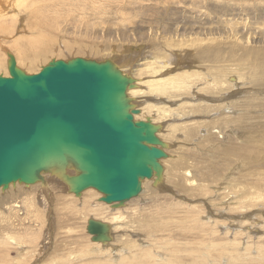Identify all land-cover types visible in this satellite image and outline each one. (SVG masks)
Instances as JSON below:
<instances>
[{"label": "rangeland", "instance_id": "rangeland-1", "mask_svg": "<svg viewBox=\"0 0 264 264\" xmlns=\"http://www.w3.org/2000/svg\"><path fill=\"white\" fill-rule=\"evenodd\" d=\"M9 1L20 12V19L12 4L0 0L3 10L16 14L5 19L10 31L16 29V33L0 32V75L10 76V55L22 57L18 67L30 74L52 60L82 57L121 61L123 69L130 72L127 74H136L144 82L149 77L137 75V64L142 67L161 42L163 46L170 42L175 45L192 35L211 38L216 47L212 53L223 60H233L232 68L225 70L228 74L224 71L226 75L222 73V77L227 79L232 74L234 79L228 78L234 87L200 93L195 89L188 100L177 101L186 102L185 106L174 109L176 105H171L174 114L170 112L160 120L144 119L157 124L156 133L163 143L159 147L168 156L160 160L162 174L154 175L153 181H144L141 193L123 206L101 201L103 194L94 188L76 196L53 172L43 173L44 182L17 183L0 189V264H259L258 252L264 245V0H63L60 4L61 0ZM191 2L194 6L187 5ZM87 5L91 9L84 10ZM97 6L106 8L107 16H94ZM34 7L41 9L43 18L49 17L46 9H53L51 19L57 22L49 37L44 34L41 46L48 51L38 58H34L38 54L35 49L41 50V46L35 40L40 36L34 34L35 45L28 42L33 40ZM119 8L126 10L124 14ZM104 24L120 29L136 25L141 31L135 32L134 43L127 40L123 44L125 38L119 40V35L100 39L97 44L101 42V46L96 45L92 36H85L86 30L94 31ZM23 34H28L27 40L18 41ZM27 46L32 48L31 53L22 54L21 49ZM194 52L186 51V57L180 59L176 56L181 54L173 52L176 62L172 70L188 63L197 68ZM255 62L258 67L253 66ZM208 64L217 75L221 73L217 67L230 65ZM241 70L248 80L238 79ZM152 97L138 99L147 98L141 105L164 100ZM72 171L68 169L66 173ZM115 216L120 218L112 220ZM90 218L109 221L110 242L97 244L91 240L86 229ZM246 236L261 238L244 247L242 238ZM238 253L244 255V261L236 260Z\"/></svg>", "mask_w": 264, "mask_h": 264}, {"label": "water", "instance_id": "water-1", "mask_svg": "<svg viewBox=\"0 0 264 264\" xmlns=\"http://www.w3.org/2000/svg\"><path fill=\"white\" fill-rule=\"evenodd\" d=\"M0 75V188L60 176L76 196L89 188L116 207L138 196L142 181L160 176L167 153L157 124L128 88L135 79L111 60H52L29 74L10 55ZM72 169L74 173L66 171ZM92 241L110 242V224L90 218Z\"/></svg>", "mask_w": 264, "mask_h": 264}, {"label": "bare ground", "instance_id": "bare-ground-1", "mask_svg": "<svg viewBox=\"0 0 264 264\" xmlns=\"http://www.w3.org/2000/svg\"><path fill=\"white\" fill-rule=\"evenodd\" d=\"M19 0H12V2H18ZM21 1V0H20ZM35 1H40V0H35ZM56 1V0H55ZM65 1V0H64ZM92 2H94L95 0H91ZM99 1V0H98ZM191 1V0H190ZM7 2H8V4L10 3V1L9 0H7ZM21 2H23V1H21ZM51 3L53 2V1H50ZM63 2V0H61L60 2H59V4L60 3H62ZM28 3H30V2H28ZM33 3V2H32ZM31 3V4H32ZM48 3V2H47ZM54 3V2H53ZM58 3V2H57ZM10 4H12V10H14V12L15 13H17V15H19V19H20V12L19 11H16L15 9H14V5H13V3H10ZM9 4V5H10ZM17 4V3H16ZM37 4V3H36ZM56 4V3H55ZM59 4H58V6H59ZM70 4H71V2H70ZM182 4V3H181ZM184 4V3H183ZM24 5H25V3H24ZM38 5V4H37ZM42 5H43V3H42ZM46 5V4H45ZM186 5V4H185ZM188 6H194V2H191L190 3V5L189 4H187ZM187 5H186V7H187ZM11 6V5H10ZM17 6H18V4H17ZM16 6V7H17ZM27 6H28V4H27ZM32 6V5H31ZM30 6V7H31ZM44 6V5H43ZM46 6H49V5H46ZM63 6H64V4H63ZM70 6V5H69ZM76 6V5H75ZM74 6V7H75ZM83 6V5H82ZM87 6H89V5H87ZM87 6H85L83 9L84 10H88V9H91L90 8V6L89 7H87ZM124 6V5H123ZM201 6V5H200ZM23 7V6H22ZM37 7H39V5L37 6ZM40 7H41V5H40ZM65 7V6H64ZM98 7V6H97ZM175 7V6H174ZM35 8V7H34ZM43 8V7H42ZM48 8V7H47ZM49 8H50V6H49ZM54 8V7H53ZM55 8L57 9V7L55 6ZM54 8V9H55ZM80 8V7H79ZM88 8V9H87ZM95 8V7H94ZM124 8V7H123ZM126 8V7H125ZM161 8V7H160ZM188 8V7H187ZM44 9H46V8H44ZM68 9H69V7H68ZM72 9V8H71ZM156 9H157V7H156ZM185 10H186V8H184ZM11 10V11H12ZM47 10V12H46V14H48V16L50 17H45V18H43V17H41L40 16V14H39V11H41V9L40 8H35V12L37 13H34V12H31V14H32V17H34V19L36 20L35 22H34V24L33 25H31V36H32V39L33 40H30V41H28V42H32L34 45H35V42H34V34L36 33V34H38L39 36H40V39H39V37L35 40V41H37V42H39V47L41 46V41L45 38H43V36H44V34H46V35H48V33H51V32H53V27H55V25L57 24V22H56V20H53V19H51L52 17H53V15H52V10L53 9H46ZM104 10H106V11H104ZM119 10H120V8H119ZM128 10V9H127ZM155 10V9H154ZM161 10V9H160ZM164 10V9H163ZM26 11V10H25ZM54 11H60V10H54ZM65 11V10H64ZM69 11V10H68ZM68 11H67V13H68ZM74 11V10H73ZM78 11V10H77ZM92 11V10H91ZM126 11V10H125ZM124 10H120V12L121 13H123L124 14V12H125ZM192 11V13H194V11L193 10H191ZM196 11H198V9H196ZM42 12H44V11H42ZM41 12V13H42ZM79 12V11H78ZM89 12H90V10H89ZM107 12V9L106 8H103V6L101 7H98V8H96L95 9V11L93 12V14H94V16H98V17H102L105 13ZM117 12V11H116ZM145 12H147V11H145ZM149 12V11H148ZM147 12V13H148ZM158 12V11H157ZM176 12V11H175ZM188 12H189V9H188ZM69 13H70V11H69ZM108 13V12H107ZM107 13L105 14V16H107ZM154 13V12H153ZM177 13V12H176ZM52 15V17H51V15ZM64 14H66V13H64ZM72 14H74V13H72ZM142 14V13H141ZM149 14V13H148ZM169 14V13H168ZM41 17V18H38L39 16ZM43 15V14H42ZM69 15V14H68ZM70 15H71V13H70ZM75 15V14H74ZM80 15H81V13H80ZM91 15V14H90ZM147 15V14H146ZM170 15V14H169ZM8 16H16V14H11V13H8V11L7 10H3L2 9V6H1V3H0V32H11V34L12 33H16V29H13L12 31H10V27L8 26V23L5 21V19L6 18H8ZM57 16V15H56ZM87 16H88V14H87ZM92 16V15H91ZM168 16V15H167ZM171 16V15H170ZM29 17V16H28ZM61 17H62V15H61ZM67 17V16H66ZM70 16H68V18H69ZM83 17H85L84 16V14H83ZM146 17V16H145ZM163 17H165V16H163ZM22 18V17H21ZM64 18V17H63ZM87 17H85V19H86ZM108 19H110L111 21L113 20V23L115 22L114 21V19H111V17H107ZM169 18V17H168ZM172 18V17H171ZM174 18V17H173ZM12 19V18H11ZM15 19V18H14ZM29 19V18H28ZM71 19V18H70ZM97 19H99V18H97ZM160 19V18H159ZM7 20V19H6ZM58 20H60L59 18H58ZM67 20V19H66ZM75 20H77V19H75ZM74 20V21H75ZM158 20V19H157ZM11 21V20H10ZM32 21H34V20H32ZM67 21H71V20H67ZM66 21V22H67ZM81 21V20H80ZM156 21V20H155ZM159 21L160 20H158V23H159ZM9 22V21H8ZM37 22V23H36ZM60 22H62L61 20H60ZM71 22H73V21H71ZM76 22V21H75ZM157 22V21H156ZM28 23V22H27ZM86 24V28H89V26L91 27V25H90V23H89V21L87 20V22H85ZM106 23H107V19H106ZM10 24V23H9ZM76 24V23H75ZM74 24V25H75ZM30 25V24H29ZM95 25V24H94ZM94 25H92V27H94ZM145 27L147 28V25H146V21H145ZM57 26V25H56ZM63 26V25H62ZM77 26V25H76ZM59 27V26H58ZM67 27V26H66ZM56 28V27H55ZM146 28H145V31H146ZM158 29V28H157ZM25 30V29H24ZM59 30V29H58ZM66 30V29H65ZM86 30V29H85ZM151 29L148 27V31L151 33V31H150ZM138 31H141V29L139 30L138 29V26H127V27H123L122 29H120V28H118V27H115V26H107L106 24H104L102 27H99L98 29H96V30H92V31H90V30H86V34H85V36H88L89 38L92 36V39H95V43H96V45H99V44H97V42H99V40L100 39H108L109 37H117V36H119L120 37V39L119 40H122V38H125V40L123 41V44H125V41L127 42V40H130L129 42H133V41H135V32H138ZM178 31V30H177ZM176 31V32H177ZM26 32L27 33H29L28 32V30L26 29ZM56 32V31H55ZM76 32V31H75ZM163 32V31H162ZM175 32V33H176ZM179 32V31H178ZM18 34H19V32H17ZM23 33H24V31H23ZM145 33V32H144ZM148 33V32H147ZM21 35V34H20ZM19 35V37H18V41L19 40H21V39H23V40H27V36H28V34H27V36H25L24 34L22 35V36H20ZM37 35V36H38ZM94 35V36H93ZM152 35V34H151ZM9 36V35H8ZM11 36V35H10ZM9 36V38H11ZM16 36V35H15ZM107 36H109V37H107ZM149 36V35H148ZM165 36V35H164ZM179 36V35H178ZM14 37V36H13ZM17 37V36H16ZM47 37V36H46ZM48 37H49V35H48ZM157 37V36H156ZM155 37V38H156ZM184 37V36H183ZM8 38V39H9ZM29 38V37H28ZM43 38V39H42ZM51 38V37H50ZM159 38H160V36H159ZM169 38V37H168ZM167 38V39H168ZM92 39H90V40H88V41H93L94 42V40H92ZM180 39V38H179ZM47 40V39H46ZM117 40V39H116ZM249 40V39H248ZM44 41V40H43ZM51 41H52V38H51ZM110 41V40H109ZM113 41V40H112ZM159 41V40H158ZM157 41V42H158ZM162 41V40H161ZM165 41V40H164ZM37 42H36V44H37ZM47 42V41H46ZM118 42V41H117ZM210 42H212V39L211 38H201V37H199V36H192V35H190L189 37H188V39H187V37H186V39H184V38H182V39H180L179 40V43H176L175 45L173 44H171V43H173V42H170V44L169 45H167V46H163V44H161L162 46H160V47H158L157 46V52L156 53H154V54H152V56L151 57H148L147 59H146V61L144 62V65L141 67V66H139V64H137V67L138 68H134L133 70L134 71H136V73H137V75H139V76H142V77H144V76H147V77H149V79L148 80H146V81H142L141 80V77H137V76H135V75H133V74H128V75H130V76H132L133 77V79H135V82L133 83V86H131V87H129L128 88V92H127V94H128V96L132 99V103H134L135 104V106L136 107H139L140 109H141V113L140 114H138V115H136V119H142V120H144V119H146V118H152V119H158V120H160V119H163V118H166L169 114H170V112H172L171 113V115L172 114H174V112H173V108L174 109H177L178 107H180V106H185L187 103L186 102H181V103H177V101H179V100H181V99H189L190 97H192V95H193V92H195L194 90L195 89H197V92H199V91H205V90H212V89H219L220 87H223V88H229L230 86H233V84L231 85V81L229 80V78H228V76L230 77V79H231V77L234 79V77L232 76V74L231 75H228L227 76V79L226 78H224V77H222V73H224V71L225 70H228V69H230V68H232V66H233V64H231V62L233 61V60H231V58L229 59V61H226V60H223V59H221V57L219 58L216 54H213L212 52L213 51H215L216 52V50H215V48L216 47H214L213 46V42L212 43H210ZM249 42V41H248ZM3 43V42H2ZM134 43V42H133ZM167 43V42H166ZM175 43V42H174ZM123 44H121V47H122V45ZM152 44H153V42H152ZM249 44V43H248ZM56 45V44H55ZM131 44H129V46H130ZM133 45V44H132ZM165 45V44H164ZM202 45H206V46H209V48H204L203 49V46ZM51 46V45H50ZM100 46H101V44H100ZM106 46V45H105ZM125 46V45H124ZM137 46V45H136ZM140 46V45H139ZM151 46V45H150ZM45 47V45H42L41 46V50H37V49H35L36 51H38V54H37V56L36 57H34V58H38V57H40L41 55H43V54H45L47 51H48V49H43ZM95 47V46H94ZM98 47V46H97ZM97 47H95V48H97ZM141 47V46H140ZM180 47V48H179ZM196 47V48H195ZM51 48V47H50ZM107 48V47H106ZM106 48H105V50H106ZM128 48V47H127ZM130 48V47H129ZM246 48V47H245ZM250 48V47H249ZM93 49V48H92ZM112 51H113V49L112 48H110ZM140 49H142V48H140ZM32 50V48L30 47V46H27V47H25V48H23V49H21V53L22 54H24V53H27V52H30ZM102 50H104V49H102ZM102 50H101V52H102ZM124 50V49H123ZM123 50H122V53H123ZM130 50V49H129ZM153 50V47H152V49H151V51ZM190 50H193V51H195L194 52V54H196V56H194L195 57V61H194V63H196V64H198V66H197V68H193L192 67V65H190L189 63L186 65V66H181V67H183V68H181V67H177L178 69L176 70V67H175V70L173 71L172 70V68H173V63H175L176 61L175 60H173V58H172V54H173V52L174 53H176V54H181V56H176V57H178L179 59L180 58H184V57H186V51H190ZM246 50V49H245ZM249 50V49H248ZM35 51V52H36ZM108 51V50H107ZM106 51V52H107ZM125 51V50H124ZM128 51V50H127ZM142 51V50H141ZM241 51V50H240ZM255 51V50H254ZM34 52V53H35ZM130 52V51H129ZM131 52H133V51H131ZM137 52V51H136ZM153 52H155V50L153 51ZM247 52V51H246ZM246 52H244V53H246ZM251 52V51H250ZM256 53H257V51H255ZM31 53V52H30ZM137 53H140V52H137ZM144 53H146V52H144ZM119 54V53H118ZM252 54V53H251ZM253 56V55H252ZM26 57V56H25ZM31 57V56H30ZM30 57H28V58H30ZM248 57H250V55L248 56ZM253 57H255V56H253ZM20 58H22V57H20ZM19 58V59H20ZM110 58V57H109ZM236 58H237V56H236ZM247 58V57H246ZM19 59H16V62H17V66H19L18 65V60ZM243 59V58H242ZM23 60V59H22ZM31 60H33V61H35L36 59H30V61ZM98 60V59H97ZM109 60H111V59H109ZM21 61V60H20ZM101 61H103V60H101ZM112 62H114L124 73H126L127 74V72H126V70H128V69H126V70H124L123 69V65H122V62L121 61H118V60H116L115 61V59H114V61L113 60H111ZM219 61V62H218ZM256 61V60H255ZM177 62H179V60L177 61ZM208 62L209 63H211V64H214V63H221V64H225V63H230V65H228V67L229 68H220L219 69V67H217L218 68V70H219V72H221L220 74H216L213 70L211 71V69H210V64H208ZM240 62H242V61H240ZM246 62V61H245ZM202 64L205 66L204 68H202ZM179 65V64H178ZM182 65V64H181ZM238 66H240V67H243L242 65H241V63H239L238 64ZM248 66V65H247ZM253 66H257L256 65V62H255V64L253 65ZM141 67V68H140ZM215 67V66H214ZM258 67V66H257ZM140 68V69H139ZM137 69H139V70H137ZM256 69V68H255ZM132 70V71H133ZM221 70V71H220ZM223 71V72H222ZM243 70H241L237 75H238V79L239 80H242V79H246V80H248V75L247 74H244L243 72H242ZM234 72H236V71H234ZM128 73H130V72H128ZM132 73V72H131ZM225 73L226 74H228L226 71H225ZM224 73V75H226ZM30 74V73H29ZM144 75V76H143ZM239 82V81H238ZM144 87V88H143ZM217 87V88H216ZM234 87V86H233ZM242 87H243V85H242ZM222 89V88H221ZM213 91V90H212ZM222 91V90H221ZM200 93V92H199ZM212 93V92H211ZM202 94V93H201ZM149 96V97H152V96H154L155 98H159V97H161V98H163L164 100H165V102H164V100H163V102H158V103H156L155 101L153 102H146L145 104H142L141 105V103H144V101H147L146 99L144 100V101H141V100H139L138 98H142V97H145V96ZM191 95V96H190ZM203 95V94H202ZM212 95V94H211ZM152 99H153V97H152ZM168 101H167V100ZM143 100V99H142ZM151 101V100H150ZM173 101V102H172ZM216 103V102H215ZM214 104V103H213ZM171 105L172 106H174V105H176L175 107H171ZM182 108V107H181ZM181 123H179V125H180ZM159 132V131H158ZM162 132V131H161ZM160 135V134H159ZM146 180H152L153 181V177L151 178V179H145V180H143L142 181V185H143V183H144V181H146ZM17 183H20V182H16V183H11L10 185H14V184H17ZM29 185V184H28ZM0 189H2V188H0ZM91 191H94L93 189L91 190ZM94 195H97L95 192H92ZM13 206V205H12ZM14 206H17V205H14ZM113 209H116V210H118L119 208H113ZM120 217L118 216H115V217H112V220H117V219H119ZM96 219V218H95ZM96 220H101V221H104V222H107V223H109V221H106V220H102V219H96ZM253 222V221H252ZM258 223V222H257ZM255 224V223H254ZM87 225H88V223H87ZM87 225H86V229H87ZM116 228H118V226H116L115 227V229ZM250 229V228H249ZM4 230V229H3ZM3 232V231H2ZM1 232V233H2ZM6 232H7V230H6ZM141 234V233H140ZM5 235V233L3 234V236ZM0 236H2V235H0ZM8 236H9V233H8ZM7 236V237H8ZM5 237V236H4ZM11 237H12V235H11ZM243 237V236H242ZM239 238V237H238ZM261 237H259V238H256V239H260ZM8 239V238H7ZM11 239V238H10ZM241 239V238H240ZM242 239H244V247H246V246H251V244H248V243H250V241H254V240H256L255 238L254 239H251L250 238V236H246V237H244V238H242ZM262 239H264V238H262ZM264 242V241H263ZM95 243H97V244H100V242H98V241H95ZM254 244H255V242H254ZM257 244V243H256ZM3 245V244H2ZM139 245V244H138ZM144 246V245H143ZM259 247V246H258ZM249 248V247H248ZM255 248V247H254ZM260 248V247H259ZM6 250V249H5ZM256 250V249H255ZM1 252V251H0ZM9 253V252H8ZM247 254H249V253H247ZM246 255V254H245ZM250 255L252 256V254L250 253ZM248 256V255H247ZM246 256V257H247ZM2 257V256H1ZM253 257V256H252ZM258 257L260 258V261L258 262L259 264H264V245H262L261 246V248H260V250H259V252H258ZM248 258V257H247ZM242 260V261H244L245 260V258H244V255H242V254H237V257H236V260ZM251 259V258H250ZM255 260H256V258H255ZM257 261V260H256ZM261 261H262V263H261ZM244 263V262H243ZM257 264V263H256Z\"/></svg>", "mask_w": 264, "mask_h": 264}]
</instances>
